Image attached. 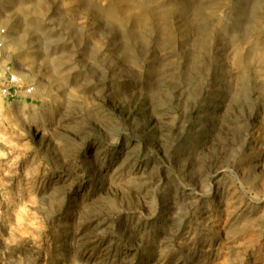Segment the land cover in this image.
I'll return each mask as SVG.
<instances>
[{
  "label": "rangeland",
  "instance_id": "rangeland-1",
  "mask_svg": "<svg viewBox=\"0 0 264 264\" xmlns=\"http://www.w3.org/2000/svg\"><path fill=\"white\" fill-rule=\"evenodd\" d=\"M0 264H264V0H0Z\"/></svg>",
  "mask_w": 264,
  "mask_h": 264
},
{
  "label": "built area",
  "instance_id": "built-area-1",
  "mask_svg": "<svg viewBox=\"0 0 264 264\" xmlns=\"http://www.w3.org/2000/svg\"><path fill=\"white\" fill-rule=\"evenodd\" d=\"M9 40L7 29L0 26V94L9 103L24 102L33 95L34 88L5 64L6 46Z\"/></svg>",
  "mask_w": 264,
  "mask_h": 264
}]
</instances>
